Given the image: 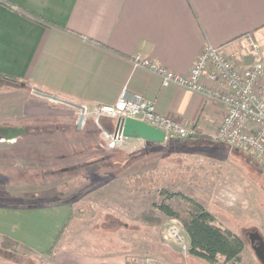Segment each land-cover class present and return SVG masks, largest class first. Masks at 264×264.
Instances as JSON below:
<instances>
[{"label": "crops", "instance_id": "0c3cea01", "mask_svg": "<svg viewBox=\"0 0 264 264\" xmlns=\"http://www.w3.org/2000/svg\"><path fill=\"white\" fill-rule=\"evenodd\" d=\"M7 2L0 0V75L10 79L0 78V125L19 126L25 132L12 140L0 139V169L9 174L0 180V239L9 237L25 245L44 264H260L245 243L238 258L230 261L210 262L188 253V235L172 218L164 243L161 237L153 241L155 261L147 262L150 232L142 240L136 231L129 236L124 233L136 224L122 221L120 205L125 201L138 207L133 197L115 189L95 195L115 199L120 206L110 217L117 228L106 231L100 227L105 218L100 206L79 203L84 193L96 189L84 191L82 180L91 183L101 174L84 175L77 170L94 163L105 165L108 145L101 128H111L113 121L102 117L98 124L92 111L96 104L113 103L124 86L154 99L158 112L192 127L191 140L211 136L225 112L220 101L181 85L161 86L157 75L133 67L130 58L141 53L168 69L187 73L210 43L239 64H249L248 36L260 45L264 56V0ZM16 6L50 23L44 25ZM203 81L216 85L207 77ZM40 93L84 106L81 125H77V107H62L58 104L64 102ZM142 143L153 150V142ZM133 146L116 149L130 154ZM76 148H87L94 157L75 161ZM121 164L127 169V162L124 167ZM84 208L86 214L81 212ZM4 251L0 247L1 256Z\"/></svg>", "mask_w": 264, "mask_h": 264}, {"label": "rangeland", "instance_id": "374dc122", "mask_svg": "<svg viewBox=\"0 0 264 264\" xmlns=\"http://www.w3.org/2000/svg\"><path fill=\"white\" fill-rule=\"evenodd\" d=\"M2 88L0 83V91ZM49 103L43 104L47 106ZM58 105L71 109L67 103ZM134 141L137 142L130 149L132 153L123 154L117 150L119 148L108 146L105 165L94 163L77 170L84 175L101 174L91 183L89 180H82L81 184L85 183L83 190L93 186L96 189L84 193L79 201L100 206L98 210L105 215L100 227L106 231L117 228L110 218L111 211L117 212L123 206L122 221L126 225L130 222L136 224L129 226L124 233L129 236L136 231L142 240L147 231L150 232V253L147 256L154 257L152 251H157V245L153 241L160 237L163 241L170 217L152 208L151 203L157 198V190L167 188L187 195L196 194L207 200V209L215 214L219 224L241 236L247 245L246 249L254 253L250 234L258 232L264 238V169L250 153L241 148L229 147L214 140L212 136L194 141L178 136L165 138L162 142H153V150L146 143ZM148 149L151 150L150 154H146ZM71 150L73 149L69 151ZM73 151L76 152L75 161L85 162L94 157L93 154H88L93 151L87 148H76ZM133 159L135 163L129 166ZM122 162L123 167L127 162V169L123 170ZM5 171L7 169H0V180L8 178L9 174ZM105 189L128 192L138 207L130 206L125 201L119 206L115 199L95 196ZM81 212L86 214V208ZM177 222L180 223L178 220ZM121 224L124 225L123 222ZM183 231L185 233L184 228ZM174 247L179 250L175 244ZM8 251H4V254L1 252L3 255H0V264H44L28 251L17 250L13 254Z\"/></svg>", "mask_w": 264, "mask_h": 264}, {"label": "built area", "instance_id": "2783aa9c", "mask_svg": "<svg viewBox=\"0 0 264 264\" xmlns=\"http://www.w3.org/2000/svg\"><path fill=\"white\" fill-rule=\"evenodd\" d=\"M247 44L252 61L245 65L239 64L232 55L225 54L219 46L210 43L198 53L187 73L168 69L141 53L132 55L130 61L133 67H142L157 75L161 86L181 85L220 101L225 106V112L211 136L229 147L246 150L264 169V56L260 45L250 36L247 37ZM204 77L216 85L204 83ZM78 109L85 118V108ZM92 114L98 124L102 117L113 121L111 128H101L107 145L112 148L135 144L137 141L134 140L143 144L144 139L122 134L121 125L125 117L163 130L165 138H186L195 133L192 127L158 112L154 99L129 92L125 86L113 103L94 105ZM171 232L182 244V249L187 250L176 229L172 228ZM146 261L152 263L155 259L146 256Z\"/></svg>", "mask_w": 264, "mask_h": 264}, {"label": "trees", "instance_id": "16d2710c", "mask_svg": "<svg viewBox=\"0 0 264 264\" xmlns=\"http://www.w3.org/2000/svg\"><path fill=\"white\" fill-rule=\"evenodd\" d=\"M1 1L7 2V0ZM11 4L9 5L11 6ZM16 8L44 25L50 23L46 19L27 13L22 8L17 6ZM0 78L10 79L2 75ZM194 135L195 133L185 139H190ZM157 194V198L153 199L151 203L152 208L181 223L189 238L188 253L210 262H216L219 259L230 261L238 258L244 246L243 238L219 224L216 216L207 209V200L200 198L199 195H187L181 191H172L167 188H160L157 190ZM0 240V247L6 250L9 248L8 250L12 254L17 253L18 247L21 252L29 251L25 245L19 244L9 237L2 236ZM56 242L57 237L48 250L49 256Z\"/></svg>", "mask_w": 264, "mask_h": 264}, {"label": "water", "instance_id": "95a60500", "mask_svg": "<svg viewBox=\"0 0 264 264\" xmlns=\"http://www.w3.org/2000/svg\"><path fill=\"white\" fill-rule=\"evenodd\" d=\"M43 96L49 97L53 100H59L67 104H71L80 109L84 107L66 101L64 99L58 98L55 95H48L40 93ZM84 119V114H80L77 121V125L80 126ZM121 131L124 136L127 137H137L151 142H162L165 140V132L159 128L151 126L143 121L138 119L125 117L122 121ZM25 130L22 127L14 125H0V139L3 140H12L24 133ZM251 247L254 251L255 256L260 263L264 264V238L258 233L254 232L250 234Z\"/></svg>", "mask_w": 264, "mask_h": 264}]
</instances>
